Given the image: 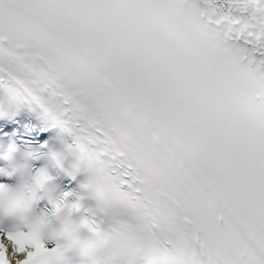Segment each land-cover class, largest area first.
I'll list each match as a JSON object with an SVG mask.
<instances>
[{"label":"snow or ice","instance_id":"6c2138e0","mask_svg":"<svg viewBox=\"0 0 264 264\" xmlns=\"http://www.w3.org/2000/svg\"><path fill=\"white\" fill-rule=\"evenodd\" d=\"M0 95L96 186L0 224V264H59L78 215L125 264H264V0H0Z\"/></svg>","mask_w":264,"mask_h":264},{"label":"clouds","instance_id":"9594fccd","mask_svg":"<svg viewBox=\"0 0 264 264\" xmlns=\"http://www.w3.org/2000/svg\"><path fill=\"white\" fill-rule=\"evenodd\" d=\"M88 183L95 191L94 177L91 175ZM36 189H40L49 196L52 192L42 174L34 177L32 185L27 189L15 190L0 184V223L12 216L19 218V223L13 226L14 229L35 223L38 216L30 212V206ZM64 226L63 217L55 219L52 224L56 230H61ZM68 229L66 246L87 258L88 264H90V258L93 257L97 264H125V258L120 254L117 237L107 228L93 230L86 222V218L83 215H78L71 218ZM0 245H3L2 240H0ZM4 247L6 248V246ZM16 264H22V261L17 259Z\"/></svg>","mask_w":264,"mask_h":264}]
</instances>
